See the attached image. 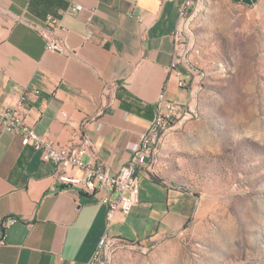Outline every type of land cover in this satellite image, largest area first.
I'll use <instances>...</instances> for the list:
<instances>
[{"label": "crops", "instance_id": "obj_1", "mask_svg": "<svg viewBox=\"0 0 264 264\" xmlns=\"http://www.w3.org/2000/svg\"><path fill=\"white\" fill-rule=\"evenodd\" d=\"M184 3L0 0V111L26 94L36 133L62 146L89 138L82 165L116 173L138 149L161 95L192 108V91L179 85L191 84L179 26L202 0ZM50 18L62 26L65 54L48 50L41 35L55 31ZM152 156L140 166L139 203L109 223L105 192L63 188L53 162L0 126V264H89L105 237L146 244L180 234L198 200L156 174ZM69 173L85 176L82 168Z\"/></svg>", "mask_w": 264, "mask_h": 264}, {"label": "rangeland", "instance_id": "obj_2", "mask_svg": "<svg viewBox=\"0 0 264 264\" xmlns=\"http://www.w3.org/2000/svg\"><path fill=\"white\" fill-rule=\"evenodd\" d=\"M179 34L192 108L151 161L196 197L195 216L152 243L109 239L95 264H264V0H202Z\"/></svg>", "mask_w": 264, "mask_h": 264}, {"label": "built area", "instance_id": "obj_3", "mask_svg": "<svg viewBox=\"0 0 264 264\" xmlns=\"http://www.w3.org/2000/svg\"><path fill=\"white\" fill-rule=\"evenodd\" d=\"M184 5H190V1L185 0ZM75 9L76 11H81L83 7L77 5ZM49 20L55 25V31H44L41 33L47 42V49L60 54L67 53L64 40L58 34V31L62 30L61 24H58L57 19L50 18ZM178 76L181 77L180 72ZM186 84L183 79H180L179 85L181 88H186ZM29 108L25 94L15 105L8 108L7 111H0V126L8 133L19 134L22 139V145L24 147L31 146L35 151L40 152L44 161L53 162L57 167L56 175L58 181L63 188H72L80 193L94 196L105 192L106 196L102 197L100 201L107 206V219L109 223L118 214L129 215L132 209L139 203V173L140 170H144V168H140L142 150L148 144L149 133L155 129L156 122L161 119H169V121L177 120V115L181 111H186L185 105L167 101L161 95L153 121L150 127L140 136L139 146L135 154L128 164L122 166L116 173H110L102 165L94 167L91 165L84 167L82 165V158L88 154L92 144L89 138H83L78 144L62 146L36 133L27 123L26 115L29 112ZM79 168L85 171L83 178L75 177L69 173L70 170ZM106 238L108 237L102 240ZM94 258L89 264H93Z\"/></svg>", "mask_w": 264, "mask_h": 264}, {"label": "bare ground", "instance_id": "obj_4", "mask_svg": "<svg viewBox=\"0 0 264 264\" xmlns=\"http://www.w3.org/2000/svg\"><path fill=\"white\" fill-rule=\"evenodd\" d=\"M190 1V5H186V8H190L192 6V1ZM177 119H179V114L177 115ZM176 120H172V121H169V119H161L160 121H157L156 122V127L154 130H152L150 133H149V139H148V144H146L144 147H143V150H142V157H141V160H140V166L142 165L143 163V160L145 159V157H147L149 154H152L157 145H158V140L160 137H162V135H164V133L167 131V129L175 122ZM107 242V238L104 239L98 246V250L95 254V258H94V262L93 264H95V261L97 260L99 254H100V251L104 248V243ZM97 263V262H96Z\"/></svg>", "mask_w": 264, "mask_h": 264}, {"label": "water", "instance_id": "obj_5", "mask_svg": "<svg viewBox=\"0 0 264 264\" xmlns=\"http://www.w3.org/2000/svg\"><path fill=\"white\" fill-rule=\"evenodd\" d=\"M246 2H248V3H249V2H251V1H250V0H247Z\"/></svg>", "mask_w": 264, "mask_h": 264}]
</instances>
